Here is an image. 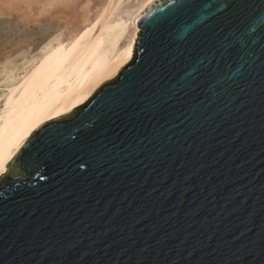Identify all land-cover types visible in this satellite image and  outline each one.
Here are the masks:
<instances>
[{
	"label": "water",
	"instance_id": "95a60500",
	"mask_svg": "<svg viewBox=\"0 0 264 264\" xmlns=\"http://www.w3.org/2000/svg\"><path fill=\"white\" fill-rule=\"evenodd\" d=\"M157 0L131 59L0 176V264H264V0Z\"/></svg>",
	"mask_w": 264,
	"mask_h": 264
},
{
	"label": "bare ground",
	"instance_id": "6f19581e",
	"mask_svg": "<svg viewBox=\"0 0 264 264\" xmlns=\"http://www.w3.org/2000/svg\"><path fill=\"white\" fill-rule=\"evenodd\" d=\"M156 1L0 0V14L59 22L36 55H0V176L42 124L81 107L126 66L141 31L137 18Z\"/></svg>",
	"mask_w": 264,
	"mask_h": 264
},
{
	"label": "rangeland",
	"instance_id": "374dc122",
	"mask_svg": "<svg viewBox=\"0 0 264 264\" xmlns=\"http://www.w3.org/2000/svg\"><path fill=\"white\" fill-rule=\"evenodd\" d=\"M58 26L57 19L27 24L17 14H0V55L16 59L29 52L34 56L52 41Z\"/></svg>",
	"mask_w": 264,
	"mask_h": 264
},
{
	"label": "snow or ice",
	"instance_id": "6c2138e0",
	"mask_svg": "<svg viewBox=\"0 0 264 264\" xmlns=\"http://www.w3.org/2000/svg\"><path fill=\"white\" fill-rule=\"evenodd\" d=\"M197 7V0H178L170 11L174 16H188L194 14Z\"/></svg>",
	"mask_w": 264,
	"mask_h": 264
}]
</instances>
